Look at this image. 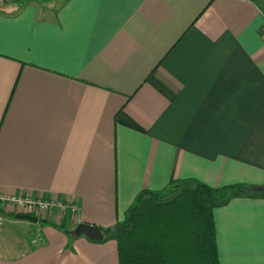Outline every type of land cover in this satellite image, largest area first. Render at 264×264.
Returning a JSON list of instances; mask_svg holds the SVG:
<instances>
[{
  "label": "crops",
  "instance_id": "1",
  "mask_svg": "<svg viewBox=\"0 0 264 264\" xmlns=\"http://www.w3.org/2000/svg\"><path fill=\"white\" fill-rule=\"evenodd\" d=\"M264 0L0 2V193L75 197L6 214L0 264H118L108 228L140 188L264 184ZM218 264H264V197L212 209ZM38 226L43 238L31 243Z\"/></svg>",
  "mask_w": 264,
  "mask_h": 264
},
{
  "label": "trees",
  "instance_id": "2",
  "mask_svg": "<svg viewBox=\"0 0 264 264\" xmlns=\"http://www.w3.org/2000/svg\"><path fill=\"white\" fill-rule=\"evenodd\" d=\"M256 185L213 187L183 177L160 188H140L102 239H88H114L118 264H218L212 209L232 197H264V189ZM61 219L62 228L66 217Z\"/></svg>",
  "mask_w": 264,
  "mask_h": 264
},
{
  "label": "built area",
  "instance_id": "3",
  "mask_svg": "<svg viewBox=\"0 0 264 264\" xmlns=\"http://www.w3.org/2000/svg\"><path fill=\"white\" fill-rule=\"evenodd\" d=\"M262 29L264 31V10L261 14ZM0 206L9 209L10 212L24 214H34L37 218L42 217L44 213L55 211L61 218L66 216L73 217L78 211L77 200L75 197H68L63 201L61 199L51 197L43 198L41 196L32 195L30 192H17V193H0ZM3 212L0 211V227L3 224ZM43 238L40 228L35 226L31 231L29 238L31 243H39Z\"/></svg>",
  "mask_w": 264,
  "mask_h": 264
},
{
  "label": "water",
  "instance_id": "4",
  "mask_svg": "<svg viewBox=\"0 0 264 264\" xmlns=\"http://www.w3.org/2000/svg\"><path fill=\"white\" fill-rule=\"evenodd\" d=\"M256 186L264 189V184H258ZM14 216L18 218H23L24 220L27 219L32 222L37 221L36 220L37 217L29 213L24 214L23 212H18V213H14ZM72 231L75 232L76 234H85L88 236L89 239L91 238L97 240V239H102L103 235L109 231V228H105L104 230H101V228L97 224L81 221L78 222L76 225H74Z\"/></svg>",
  "mask_w": 264,
  "mask_h": 264
},
{
  "label": "rangeland",
  "instance_id": "5",
  "mask_svg": "<svg viewBox=\"0 0 264 264\" xmlns=\"http://www.w3.org/2000/svg\"><path fill=\"white\" fill-rule=\"evenodd\" d=\"M2 1H4V0H0V2H2ZM48 2L50 3V4H54V5H57V4H59V2H60V0H48ZM0 211L1 212H3V215L5 216L6 214H10V213H12V212H10V210L9 209H6V208H3V207H1L0 206ZM12 215H14V213L12 214ZM34 215V214H33ZM43 217V216H42ZM40 218V217H39ZM39 218H37L36 220H39ZM4 219V218H3ZM4 222V221H3ZM36 222V221H35ZM3 225V224H2Z\"/></svg>",
  "mask_w": 264,
  "mask_h": 264
}]
</instances>
